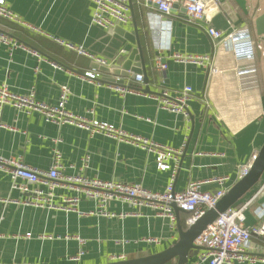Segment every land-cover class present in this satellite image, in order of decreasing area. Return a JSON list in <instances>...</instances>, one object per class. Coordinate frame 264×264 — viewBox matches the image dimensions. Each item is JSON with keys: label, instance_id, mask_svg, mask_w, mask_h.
<instances>
[{"label": "crops", "instance_id": "0c3cea01", "mask_svg": "<svg viewBox=\"0 0 264 264\" xmlns=\"http://www.w3.org/2000/svg\"><path fill=\"white\" fill-rule=\"evenodd\" d=\"M5 1L32 28L0 19V30L62 68L52 67L32 51L15 48L10 52L0 44V84H6L18 94L33 88L36 99L47 104L57 102L60 86L65 84L69 88L66 108L73 113L90 112V116L99 120L174 148L184 142L174 178L176 191L190 181L221 175L231 177V187L236 182L233 179L238 168L253 159L264 142V54L258 47L253 67L238 65L228 45L214 47L203 24L189 22L181 7L160 15L143 0H129L130 20L109 29L90 23L89 0ZM219 4V8L208 6V23L225 35L245 27L258 45L261 38L255 34L253 21L262 7L246 5L247 13H244L234 0H219ZM135 26L140 30L142 60L134 36ZM57 40L82 45L106 59L114 58L121 48L126 52L111 68L98 67ZM177 55H207L218 72L209 74L206 66L177 60ZM156 58L166 64L161 73L154 68ZM142 61L146 81L137 83L126 70L132 68L144 77ZM87 70L98 71L100 78L89 82L78 76ZM115 85L143 92H120ZM186 85L193 89L186 103L187 117L159 108L147 95L161 89L173 94ZM2 123L0 154L21 156L34 168H49L53 149L57 147L64 174L83 173L104 180L139 183L151 190H161L169 181V171L159 170L152 154L104 134L90 135L73 125L48 123L38 112L26 114L8 105L3 108ZM85 155L89 156L87 167L82 166ZM263 179L264 173L235 203L241 206L248 202L243 207L244 225L260 220L264 189L258 190ZM216 188L213 182L202 185L205 190ZM82 193L79 188L70 189L65 184L55 188L56 195L81 197L77 208L88 212L94 203L83 198ZM24 197V193L11 188L8 175L0 169V264H96L116 261L112 256L118 255H124L125 259L145 256L170 246L177 238V221L181 226L182 222L186 225L188 214L178 212L172 228L169 220L157 216L151 207H136L122 200L111 201L109 209L130 214L106 218L24 206L13 201ZM26 233L30 235L26 237ZM75 235L86 240L84 253L78 260L72 259L80 247ZM148 237L158 242L143 240ZM256 247H262L264 253V243L252 236L250 251ZM197 254L190 255L186 264H191ZM175 262L173 259L169 263Z\"/></svg>", "mask_w": 264, "mask_h": 264}, {"label": "built area", "instance_id": "2783aa9c", "mask_svg": "<svg viewBox=\"0 0 264 264\" xmlns=\"http://www.w3.org/2000/svg\"><path fill=\"white\" fill-rule=\"evenodd\" d=\"M92 4L90 23L105 29L116 25L126 24L130 20L129 0H89ZM146 6L154 7L160 15L169 14L175 7H181L185 12L186 19L194 24L202 25L209 36L214 47L222 43L228 45L236 64L253 67L255 64V50L259 48L264 54V47L256 45L247 28L238 29L228 34L208 23V4L219 8V0H143ZM0 19L15 22L30 27L18 14L6 4L5 0H0ZM32 28V27H30ZM66 48L84 56L96 66L111 68L116 60L126 52L121 48L112 59H106L92 54L82 45H74L69 42L57 40ZM0 44L5 45L11 52L15 48L30 50L23 42L5 31L0 30ZM37 57L46 60L54 68L62 66L52 60L40 56L36 51H32ZM180 61L193 62L207 67L209 74H215L218 69L211 63L210 57L203 56H175ZM155 70L161 73L166 69V64L156 58ZM131 74L133 81L139 83L143 80L141 72L126 70ZM83 80L94 82L100 78L96 70H87L78 74ZM96 83H100L97 81ZM120 92L129 91L140 93V89H133L130 86H113ZM192 87L186 85L175 93H170L166 89L159 92L147 94L156 101L157 106L171 112L183 113L186 117V103L191 98ZM69 98V88L67 85L60 86V93L55 104H47L38 101L35 97V90L29 89L23 94L11 91L6 84H0V129L4 127L2 123V111L5 106H11L17 111L26 114L38 112L45 122L63 125L69 124L86 130L90 135L104 134L115 139L117 142H124L144 149L154 156V164L159 170L169 171V181L161 190H151L139 183H131L122 180H104L98 177H88L83 173L64 174L62 156L60 150L55 147L52 153V162L49 168L41 169L27 165L21 156H3L0 154V169L6 172L10 179L11 188L24 193L26 197L21 200H13L24 206H33L46 209H57L65 212L74 211L78 215L94 214L106 218H123L130 212H113L108 204L113 200L126 201L129 204L139 207L148 206L155 210V214L169 220L170 226L175 227L176 214L173 205L188 213L185 219L186 225H190L205 210L212 208L217 200L225 194L230 187L231 177L229 175L216 176L208 180L190 181L185 188L176 191L174 189V178L178 169L180 155L183 152L184 142L179 147L174 148L169 145L157 142L154 139L139 134L125 131L119 126H115L104 120H99L90 116V112L77 114L66 108ZM57 142L59 140H56ZM89 156L82 158L83 167H87ZM252 159L242 164L234 177L237 181L244 177L251 166ZM216 183L217 188L213 191L202 189L205 183ZM59 184H65L68 188H79L83 192V198L94 203V208L88 212H82L77 208L80 201L78 195H56L55 188ZM264 189V179L258 192ZM7 202L11 200H1ZM244 205H231L226 210L218 213L216 218L201 231L194 239L193 243L200 247L196 259L191 264H236L246 262L250 264L263 263L264 253L262 247L250 251V240L256 236L264 243V220L262 216L264 210L258 214L259 221L251 225H244ZM1 235V234H0ZM26 233L25 236H29ZM80 247L72 257L78 260L84 253L86 240L78 235L74 236ZM146 242L157 243L156 238L148 237L143 239ZM112 259L124 260V255L112 256Z\"/></svg>", "mask_w": 264, "mask_h": 264}, {"label": "water", "instance_id": "95a60500", "mask_svg": "<svg viewBox=\"0 0 264 264\" xmlns=\"http://www.w3.org/2000/svg\"><path fill=\"white\" fill-rule=\"evenodd\" d=\"M203 1L207 2L208 0ZM234 1L244 13H247L246 0ZM253 25L256 36L260 37L264 42V0L262 4V11L254 19ZM139 31L140 30L135 26L134 36L140 58L142 60V49L139 42ZM141 65L142 71L144 73L143 81H146L143 61ZM127 70L137 72L132 68H127ZM144 90L148 91V87H145ZM263 173L264 142L262 143L260 149L254 154L248 173L241 179L237 180L225 192V194L217 200L212 208L205 210L200 216H198L190 225L185 228H183L177 221V238L172 241V244L170 246L163 250L145 256L96 264H167L173 259H176L175 264H186L188 262L189 256L196 255L198 250L200 249L199 246L193 243L195 237L216 218L218 213L223 212L228 207L235 204L242 196H244L246 192L254 187L261 179ZM173 208L175 214L183 211L175 205H173Z\"/></svg>", "mask_w": 264, "mask_h": 264}, {"label": "rangeland", "instance_id": "374dc122", "mask_svg": "<svg viewBox=\"0 0 264 264\" xmlns=\"http://www.w3.org/2000/svg\"><path fill=\"white\" fill-rule=\"evenodd\" d=\"M253 4H255V5L258 4V5H259L258 8L261 9L263 2H262L261 0H246V5H247V7H250V6L253 5ZM259 12H260V11H258L257 14H258ZM259 44H261V45L264 46V42H263L262 39L259 40Z\"/></svg>", "mask_w": 264, "mask_h": 264}, {"label": "trees", "instance_id": "16d2710c", "mask_svg": "<svg viewBox=\"0 0 264 264\" xmlns=\"http://www.w3.org/2000/svg\"><path fill=\"white\" fill-rule=\"evenodd\" d=\"M187 216H188V214H187ZM186 216V217H187ZM186 225L184 224V222H182V227L184 228ZM167 264H170V263H167Z\"/></svg>", "mask_w": 264, "mask_h": 264}]
</instances>
